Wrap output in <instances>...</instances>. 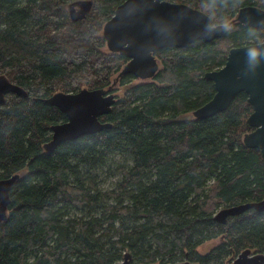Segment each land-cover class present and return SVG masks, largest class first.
I'll list each match as a JSON object with an SVG mask.
<instances>
[{
  "label": "trees",
  "instance_id": "1",
  "mask_svg": "<svg viewBox=\"0 0 264 264\" xmlns=\"http://www.w3.org/2000/svg\"><path fill=\"white\" fill-rule=\"evenodd\" d=\"M74 1L0 0V79L18 89L0 101V179L19 175L0 222V264H226L245 249L264 254V212L225 215L264 200V159L243 145L252 130L247 95L215 116L188 119L215 94L204 74L260 34L233 23L212 42L155 52L151 80H118L124 92L100 117L111 128L48 153L51 126L66 116L44 100L108 89L128 61L105 53L102 36L125 0H90L85 19L73 22ZM166 1L205 12L212 25L244 6L264 9V0ZM110 153L126 161L105 192L95 172ZM210 241L216 246L201 253Z\"/></svg>",
  "mask_w": 264,
  "mask_h": 264
},
{
  "label": "water",
  "instance_id": "2",
  "mask_svg": "<svg viewBox=\"0 0 264 264\" xmlns=\"http://www.w3.org/2000/svg\"><path fill=\"white\" fill-rule=\"evenodd\" d=\"M71 21L85 19L92 1L80 0L70 4ZM78 7V10L74 8ZM233 23L256 30L264 29V9L249 5L241 7L236 17L222 25H212L203 11L184 3L166 0H125L103 25L102 36L111 54L128 59L108 89H82L78 93L57 92L44 102L56 107L66 121L51 126V139L45 146L52 153L60 144L111 128L100 117L107 115L115 103L112 87L126 74L136 79L151 80L159 70L155 52L166 48H186L197 42H212L222 38ZM213 83L215 94L195 110V119H206L225 111L239 93L247 95L252 113L247 123L252 130L243 136L246 148L258 149L264 159V43L231 48L223 67L204 74ZM18 91L0 79V101L4 93ZM19 178L16 174L0 179V222L7 218L10 190ZM264 212V200L232 208L226 214H238L246 209ZM230 264H264V254L243 250Z\"/></svg>",
  "mask_w": 264,
  "mask_h": 264
},
{
  "label": "rangeland",
  "instance_id": "3",
  "mask_svg": "<svg viewBox=\"0 0 264 264\" xmlns=\"http://www.w3.org/2000/svg\"><path fill=\"white\" fill-rule=\"evenodd\" d=\"M237 15V14H236ZM230 22V21H229ZM228 23V22H227ZM226 23V24H227ZM260 35L257 36L254 41H261L264 39V37H261ZM257 38H259L257 40ZM103 51L105 53H109V51L107 50V48H103ZM158 59V58H157ZM147 81V80H146ZM140 82H143L142 80L139 79H135L132 84H139ZM112 88H115L113 90V93L115 94L116 97H119L123 94L124 92V88L120 87L118 83H116ZM193 115L192 113H190L188 115V119H193ZM126 157L116 154V153H110L106 156V164L105 166H103L101 169H99L98 171L95 172V174L97 175L98 179V187L100 191L105 190V192H108L110 190H112L115 186V184L119 181L120 179V172L117 171V166L123 164L126 160ZM130 161L129 159L127 160L126 164H129ZM217 241H210L205 243L203 246H201L199 248V251L201 253H207L209 250H211L213 247L216 246ZM233 259H229L228 262H226V264H228L229 262L232 263ZM191 264L190 262H188V260L183 261L181 264ZM121 264H127L126 261L125 262H121Z\"/></svg>",
  "mask_w": 264,
  "mask_h": 264
},
{
  "label": "flooded vegetation",
  "instance_id": "4",
  "mask_svg": "<svg viewBox=\"0 0 264 264\" xmlns=\"http://www.w3.org/2000/svg\"><path fill=\"white\" fill-rule=\"evenodd\" d=\"M76 1H80V0H76ZM75 2V1H74ZM72 3V2H71ZM70 3V4H71ZM70 4L67 6V11H68V15H69V11H70ZM75 10H78V7H75L74 8ZM250 29H252L254 32H256L257 34H260V36L261 37H264V29H262V30H256V29H253V28H250ZM259 43H264V39L263 40H261V41H253L251 44H259Z\"/></svg>",
  "mask_w": 264,
  "mask_h": 264
},
{
  "label": "bare ground",
  "instance_id": "5",
  "mask_svg": "<svg viewBox=\"0 0 264 264\" xmlns=\"http://www.w3.org/2000/svg\"><path fill=\"white\" fill-rule=\"evenodd\" d=\"M166 49H167V48H166ZM163 50H164V49H163ZM219 69H220V68H219ZM114 89H115V88H114ZM81 90H82V89H81ZM77 93H78V92H77ZM54 94H55V93H54ZM54 94H53V95H54ZM51 96H52V95H51ZM51 96H50V97H51ZM50 97H48V98H50ZM114 97H115V95H114ZM115 100H116V99H115ZM111 108H112V107H111ZM51 132H52V131H51ZM51 135H52V134H51ZM49 141H50V140H49ZM49 141H48V142H49ZM48 142H47V143H48ZM47 143L44 144L43 148H45V146L47 145ZM15 175H16V174H15ZM13 176H14V175H13ZM11 177H12V176H11ZM7 179H8V178H7ZM16 181H17V180H16ZM16 181H15V182H16ZM262 254H263V253H262ZM188 264H189V263H188Z\"/></svg>",
  "mask_w": 264,
  "mask_h": 264
}]
</instances>
